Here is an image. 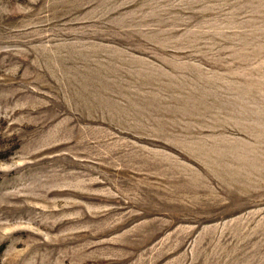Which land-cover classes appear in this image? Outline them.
Returning <instances> with one entry per match:
<instances>
[{
  "label": "rangeland",
  "instance_id": "1",
  "mask_svg": "<svg viewBox=\"0 0 264 264\" xmlns=\"http://www.w3.org/2000/svg\"><path fill=\"white\" fill-rule=\"evenodd\" d=\"M0 264H264V0H0Z\"/></svg>",
  "mask_w": 264,
  "mask_h": 264
}]
</instances>
